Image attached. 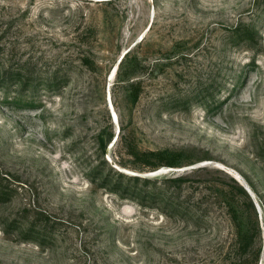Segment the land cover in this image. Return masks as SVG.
Instances as JSON below:
<instances>
[{
  "label": "rangeland",
  "instance_id": "obj_1",
  "mask_svg": "<svg viewBox=\"0 0 264 264\" xmlns=\"http://www.w3.org/2000/svg\"><path fill=\"white\" fill-rule=\"evenodd\" d=\"M152 151L180 166L133 168ZM259 247L264 0H0V264Z\"/></svg>",
  "mask_w": 264,
  "mask_h": 264
},
{
  "label": "trees",
  "instance_id": "obj_2",
  "mask_svg": "<svg viewBox=\"0 0 264 264\" xmlns=\"http://www.w3.org/2000/svg\"><path fill=\"white\" fill-rule=\"evenodd\" d=\"M134 156V159L137 160V162H141V165L139 166H133L134 169L138 170H155L162 166L166 167H179L180 164L173 162L172 159H169L164 152L160 151H152V152H143V153H136ZM236 219V217L234 216ZM237 242L241 246V251L244 255L248 254L249 249L253 247V239L251 236H249V233L247 231L244 232L243 228L240 224H237ZM243 255V256H244ZM259 255H260V247L256 250L253 262L254 264H257L259 261ZM245 260H241L237 264H245Z\"/></svg>",
  "mask_w": 264,
  "mask_h": 264
},
{
  "label": "bare ground",
  "instance_id": "obj_3",
  "mask_svg": "<svg viewBox=\"0 0 264 264\" xmlns=\"http://www.w3.org/2000/svg\"><path fill=\"white\" fill-rule=\"evenodd\" d=\"M118 125V124H117Z\"/></svg>",
  "mask_w": 264,
  "mask_h": 264
}]
</instances>
